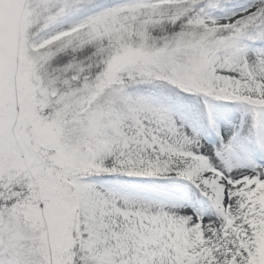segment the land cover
Returning <instances> with one entry per match:
<instances>
[{
  "label": "snow or ice",
  "instance_id": "1",
  "mask_svg": "<svg viewBox=\"0 0 264 264\" xmlns=\"http://www.w3.org/2000/svg\"><path fill=\"white\" fill-rule=\"evenodd\" d=\"M0 264H264V0H0Z\"/></svg>",
  "mask_w": 264,
  "mask_h": 264
}]
</instances>
